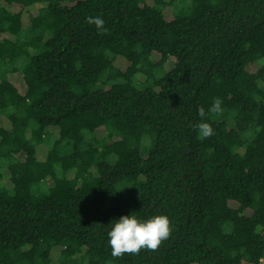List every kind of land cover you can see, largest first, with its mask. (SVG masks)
Wrapping results in <instances>:
<instances>
[{
  "label": "trees",
  "instance_id": "1",
  "mask_svg": "<svg viewBox=\"0 0 264 264\" xmlns=\"http://www.w3.org/2000/svg\"><path fill=\"white\" fill-rule=\"evenodd\" d=\"M130 214L171 236L113 258ZM55 253L264 261V0H0V264Z\"/></svg>",
  "mask_w": 264,
  "mask_h": 264
},
{
  "label": "clouds",
  "instance_id": "2",
  "mask_svg": "<svg viewBox=\"0 0 264 264\" xmlns=\"http://www.w3.org/2000/svg\"><path fill=\"white\" fill-rule=\"evenodd\" d=\"M86 23L94 25L99 34L106 31L101 17H86ZM222 101L214 98L209 112L219 114ZM198 115L203 118L205 109L200 107ZM199 131L198 138L203 140L215 134L211 124L203 122L196 125ZM172 233L171 221L166 215H155L150 219L141 221L134 215H124L115 220L111 230L108 231L107 243L111 248L113 258H122L125 255L135 256L143 250L157 251Z\"/></svg>",
  "mask_w": 264,
  "mask_h": 264
},
{
  "label": "rangeland",
  "instance_id": "3",
  "mask_svg": "<svg viewBox=\"0 0 264 264\" xmlns=\"http://www.w3.org/2000/svg\"><path fill=\"white\" fill-rule=\"evenodd\" d=\"M123 65H124V62H123L122 60L117 59V60L115 61V66H117V67H119V68H122ZM166 67H169V65H167ZM55 256H56V253L53 255V258H52V263H53V264H55V261H56Z\"/></svg>",
  "mask_w": 264,
  "mask_h": 264
},
{
  "label": "built area",
  "instance_id": "4",
  "mask_svg": "<svg viewBox=\"0 0 264 264\" xmlns=\"http://www.w3.org/2000/svg\"><path fill=\"white\" fill-rule=\"evenodd\" d=\"M260 264H264V261H261V263Z\"/></svg>",
  "mask_w": 264,
  "mask_h": 264
}]
</instances>
